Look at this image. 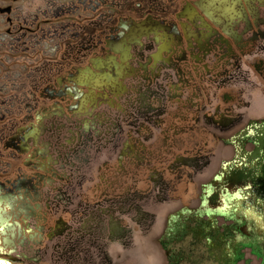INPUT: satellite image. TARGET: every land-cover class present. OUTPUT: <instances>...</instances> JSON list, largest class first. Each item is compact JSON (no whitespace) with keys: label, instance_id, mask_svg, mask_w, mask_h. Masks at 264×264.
Masks as SVG:
<instances>
[{"label":"flooded vegetation","instance_id":"af4514ba","mask_svg":"<svg viewBox=\"0 0 264 264\" xmlns=\"http://www.w3.org/2000/svg\"><path fill=\"white\" fill-rule=\"evenodd\" d=\"M231 190L264 207V0H0V264H133Z\"/></svg>","mask_w":264,"mask_h":264},{"label":"rangeland","instance_id":"374dc122","mask_svg":"<svg viewBox=\"0 0 264 264\" xmlns=\"http://www.w3.org/2000/svg\"><path fill=\"white\" fill-rule=\"evenodd\" d=\"M231 192L228 193L230 194L229 196L232 195V200L228 199L227 201L229 202V209L233 211L231 213H234V219L236 220L235 224L224 223L221 220L215 223L214 221H207V219L201 218V216H188L183 221H180L178 230L173 232L175 236H171V234L166 235L167 232L164 227L169 220V215L183 208L182 205L189 206V203L194 206L192 210L195 209L199 211L200 205L198 204L197 193L195 194V196L197 195L196 200L189 197V199L179 202L176 206L171 208L168 207L166 202L155 204L154 213L157 217L154 222L153 230L156 237L155 241H152L153 244L149 241L151 251L142 253L149 246L145 241L146 237L143 239L141 237H144V235H139V247H137V251H134L136 256H134V259H131L130 262L133 264H235L239 255L234 249L235 247H231L232 252L230 251L228 239H232L230 235L231 232L239 233L234 230V226H238L248 233H252L253 239L256 237L255 242H257V245L260 247L257 254H259L258 256H260L261 259L250 256L249 261L251 262L247 264H264V207H260L253 202L250 195L247 196V192H240L237 195L236 190H231ZM170 202L176 203V199ZM206 202H204L205 205H202L204 208L201 212L208 211L213 206L208 202L206 204ZM169 205H171V203ZM223 208L224 207L218 208V210L224 211ZM142 210L146 212L151 211L147 207L141 209V211ZM162 237H164L162 243L165 244V247L171 249L170 252L175 250L176 255L174 258L170 257L168 259L165 251L159 250L161 248H159L160 245L158 240ZM230 245H232L231 241ZM198 246L202 248L201 252H198L200 255H196ZM225 248L228 249L231 254L227 255Z\"/></svg>","mask_w":264,"mask_h":264},{"label":"bare ground","instance_id":"6f19581e","mask_svg":"<svg viewBox=\"0 0 264 264\" xmlns=\"http://www.w3.org/2000/svg\"><path fill=\"white\" fill-rule=\"evenodd\" d=\"M262 135V134H261ZM258 136V135H257ZM263 139V138H262Z\"/></svg>","mask_w":264,"mask_h":264}]
</instances>
